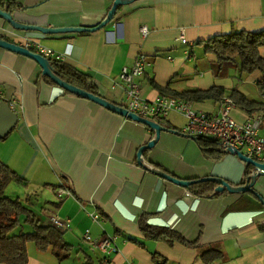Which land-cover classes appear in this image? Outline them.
<instances>
[{"label":"crops","instance_id":"0c3cea01","mask_svg":"<svg viewBox=\"0 0 264 264\" xmlns=\"http://www.w3.org/2000/svg\"><path fill=\"white\" fill-rule=\"evenodd\" d=\"M15 1L21 7L8 9V0L0 7L21 22L91 28L107 17L115 0ZM144 24L147 36L140 31ZM182 27L187 43L179 40ZM238 30H264V0H133L102 28L57 34L15 29L0 17L2 38L17 44L29 38L65 53L63 62L88 73L101 96L121 105L127 98L121 70L139 53L150 62L136 79L147 99L161 94L154 82L177 91L221 86L227 94L238 90L262 100L259 71L240 76L237 63L219 66L199 43ZM260 52L264 57V46ZM0 90L1 100H18L19 117L0 139V160L26 180H12L6 195L19 198L42 224H51L54 215L69 220L61 231L73 246L70 257L60 260L51 247L42 251L29 242L27 264H84L87 256L93 264H264V204L258 197L229 191L201 197L156 171L187 180L213 175L235 184L247 178L236 154L206 157L194 136L182 131L187 124L182 113L168 115L155 146L140 156V148L156 138L154 129L64 92L47 82L34 59L3 47ZM192 105L207 113L220 109L213 100ZM231 115L239 122L248 117L236 106ZM258 180L264 183V176ZM60 187L72 195L60 198ZM259 193L264 199V191ZM96 213L101 219L92 217ZM143 213H150L149 223L175 228L196 243L146 237L139 226ZM23 220L18 230L31 231ZM86 230L93 238L113 236L118 250L106 254L94 248L84 239ZM210 248L223 257L204 261L201 253ZM155 255L164 262H156Z\"/></svg>","mask_w":264,"mask_h":264},{"label":"trees","instance_id":"16d2710c","mask_svg":"<svg viewBox=\"0 0 264 264\" xmlns=\"http://www.w3.org/2000/svg\"><path fill=\"white\" fill-rule=\"evenodd\" d=\"M4 1L0 0V6L4 4ZM19 7L21 6L15 0H8V9ZM199 43L204 45L206 53H212L216 56L219 66L225 63H237L240 76L259 71L262 77L257 83V88L261 94L264 93V57L260 52V48L264 46V30H238L228 34L215 35ZM50 63L56 75L62 80L95 95H100L97 85L85 71L63 61L50 59ZM44 77L48 83L56 85L51 78L46 75ZM153 84L163 95L188 99L192 102L213 100L221 105L224 98L230 96L234 101V105L244 110L248 115L262 112V127H264L263 99L260 101L250 99L245 93L238 90H232L231 93L227 94L226 89L221 86H212L204 90L188 89L177 91L170 86L162 87L154 82ZM64 92L67 93V91ZM160 123L165 125L164 121H160ZM167 127L168 129L171 128V126ZM195 137L203 154L208 158L218 159L229 152L215 139L203 136ZM252 173V166L246 165V177L248 178ZM198 179L200 178L188 180ZM12 180L26 184V180L23 177L0 160V264H27V244L29 242H34L37 248L42 251L51 247L53 253L60 260L70 257L73 246L65 240L61 229L53 224H42L36 213L24 205L19 198H12L6 195V187ZM225 180L232 185H238L227 179ZM219 185L220 183L214 180L198 181L189 185L187 189L195 195L211 197L227 192L226 189L217 191L216 188ZM22 216L24 217L23 221L32 227L31 231L17 229L22 224ZM149 217L150 213H143L139 217L140 229L146 237L155 240H165L168 243H174L175 241L196 243V241H187L175 228L149 223ZM201 257L206 262H212L221 259L223 252L216 248H210L203 250ZM154 259L159 263L164 262L158 255H155ZM84 264H93V260L87 256Z\"/></svg>","mask_w":264,"mask_h":264},{"label":"built area","instance_id":"2783aa9c","mask_svg":"<svg viewBox=\"0 0 264 264\" xmlns=\"http://www.w3.org/2000/svg\"><path fill=\"white\" fill-rule=\"evenodd\" d=\"M149 30L146 24L140 28L143 36H147ZM179 40L181 43L188 42L186 30L183 27L180 29ZM20 45L46 58L58 61L64 60L65 53L56 52L38 41L26 38ZM187 54L190 55L191 53L188 51ZM149 63L147 56L144 53H139L131 67H123L121 70L120 79L124 83L127 92V98L123 105L125 108L141 117L153 119L157 122L164 121L173 111L182 113L187 118V124L182 130L184 133L215 139L226 150L240 151L245 156L264 164V134L261 133L262 112L248 115L244 122H239L231 115L235 105L230 96L224 98L217 113L197 111L193 108L192 101L179 97L160 94L155 99H147L143 96L142 89L136 79L145 73ZM1 95L2 90H0V97ZM262 98L264 99V93H262ZM17 103V99L8 101L13 110H16ZM240 161L244 165L247 164L242 158H240ZM57 195L61 198L72 195V192L67 188L60 187L57 189ZM92 217L96 220L101 219V216L97 213L92 214ZM68 221V219H59L56 215L50 216L51 224L61 230L66 227ZM84 239L94 248L106 254L118 250L113 236L103 235L99 238H93L90 231L86 230Z\"/></svg>","mask_w":264,"mask_h":264},{"label":"water","instance_id":"95a60500","mask_svg":"<svg viewBox=\"0 0 264 264\" xmlns=\"http://www.w3.org/2000/svg\"><path fill=\"white\" fill-rule=\"evenodd\" d=\"M131 1L133 0H115L110 11L108 12L107 17L99 25L95 27H91V28L49 27V26L24 23V22L17 20L14 17L12 12L8 10H4L2 7H0V17L8 21L11 24V26L14 27L15 29L37 30L44 34H57V33H67V32H78V31H83V30H96V29L104 27L108 22L113 20L120 6L129 4ZM0 47H3L5 49L11 50L13 52H16V53H19V54H22V55H25L27 57L34 59L42 68L43 75H46L49 78H51L52 81L57 85V87L63 89L64 91L90 99L110 109L113 112H116L122 116L136 120L138 122H141L147 125L148 127H150L151 129H154L156 131V138L149 141L148 143H146L140 148L139 153H138L140 156L143 154L144 150L155 146V144L160 138L161 131L163 129H166L160 122L154 121L153 119L141 117L129 111L127 108H125L121 104L114 103L101 95H95L76 85L70 84L67 81L62 80L54 72L51 66V63H50V59L44 57L43 55L39 53L32 51L31 49L25 48L22 45L14 43V42H10L2 38L1 36H0ZM18 118L19 117H18L17 112L9 106L8 102L1 100L0 101V139L5 138L10 133V131L14 129V127L18 123ZM194 139H196L195 136H194ZM229 152L236 154L238 157L242 158L244 161L247 162L246 165H251L253 167L252 168L253 174L249 176L248 178H246L245 181L237 183L238 185H232L228 181H226L224 178H220V177L208 176V177H202L198 180H187V179L177 178L175 177V175H171L167 172H163L158 169H156V171L159 174H161L163 177L169 180H172L176 182L177 184L182 185L186 188L194 182L214 180L220 183V185L216 188L217 191H223L226 189L229 192H248V193L255 195L262 201H264L263 197L260 195L259 192H257V190L254 187L257 181V177L261 174H264V164H261L253 160L252 158L245 156L240 151L235 152L233 150H229Z\"/></svg>","mask_w":264,"mask_h":264},{"label":"rangeland","instance_id":"374dc122","mask_svg":"<svg viewBox=\"0 0 264 264\" xmlns=\"http://www.w3.org/2000/svg\"><path fill=\"white\" fill-rule=\"evenodd\" d=\"M262 125H261V130H262ZM264 176V174H262L261 176L259 175L258 177L260 178V177H263ZM254 187H255V189L257 190V192H259V191H264V183L263 182H261L260 180H258V181H256V183H255V185H254ZM260 201H261V203H264V201H262L261 199H260ZM19 228V227H18ZM17 228V229H18Z\"/></svg>","mask_w":264,"mask_h":264}]
</instances>
